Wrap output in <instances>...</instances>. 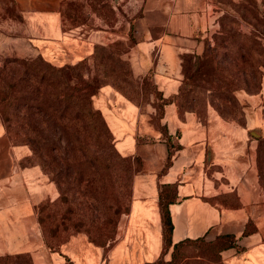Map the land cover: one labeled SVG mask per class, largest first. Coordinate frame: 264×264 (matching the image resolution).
<instances>
[{
	"label": "crops",
	"instance_id": "1",
	"mask_svg": "<svg viewBox=\"0 0 264 264\" xmlns=\"http://www.w3.org/2000/svg\"><path fill=\"white\" fill-rule=\"evenodd\" d=\"M9 3L18 23L11 28L27 41L16 46L21 54L32 46L54 62H74L91 56L94 42L105 37L65 27L64 0ZM215 18L211 0H145L136 21L137 41L126 53L135 74L152 71L164 96H173L184 76L183 55L205 50ZM8 37L0 27V51ZM238 96L244 104L243 121L225 118L212 106L203 116L194 110L181 113L176 101H170L162 118L163 135L151 122L153 109L143 111L113 86L103 85L96 104L116 145L141 161L130 211L108 249L85 233L72 235L57 250L47 247L37 208L55 197L57 188L30 161V147L14 142L0 121V256L29 253L34 264L154 262L163 251L160 190L171 184L176 189L169 203L173 244L230 235L233 245L221 250L225 264H264V189L257 162L259 138L264 136V79L259 92L239 91Z\"/></svg>",
	"mask_w": 264,
	"mask_h": 264
},
{
	"label": "rangeland",
	"instance_id": "2",
	"mask_svg": "<svg viewBox=\"0 0 264 264\" xmlns=\"http://www.w3.org/2000/svg\"><path fill=\"white\" fill-rule=\"evenodd\" d=\"M0 2V27L6 28L9 35L5 48L0 51V65L7 59L17 56L29 58L30 61L36 60L34 65L42 68L40 56L50 59L41 51L37 52L32 46L29 53L21 54L16 51V46L21 48L20 42L25 46L27 41L18 36V30L11 28L18 26V23L9 0ZM64 2L65 27L80 28L87 34L91 31L105 34L101 41L94 42L93 52L89 57L66 63L50 60L57 66L83 61V66L76 70L83 78L80 84L85 82L83 85L85 86L87 81H98L96 93L92 94L91 98L84 99V107L92 108L91 112H94L93 119H90V113L88 118L85 111L81 112L82 115L74 111L72 116H63L59 112H54L50 116L37 107L30 109L27 104L18 106L15 93L6 108L7 124L14 138L24 141V144L30 147V161L39 164L57 188L55 197L41 201L37 208L47 247L50 250H57L72 235L85 233L91 241L108 249L117 241L124 219L130 211L135 174L141 169V161L139 157L123 154L118 149L114 134L102 110L96 104V96L103 85L109 84L136 102L143 111L153 109L151 122L163 135H166V124L162 118L165 105L169 102L158 87L153 72L136 75L130 59L126 56L137 41L136 21L144 13L145 0H64ZM211 2L216 11L215 30L206 37L205 50L201 53H190L193 56L185 59V67L182 69L184 75L182 82L187 77L186 74L189 75L186 81L187 104L183 107L186 109L179 106L177 99L174 101L181 112L195 108L202 110L205 115L212 106L220 114L210 100L213 87L204 79L207 76L194 73L199 61L196 57L201 56L206 58L205 64L210 69L216 70L214 67H219L226 77L233 79L232 95L237 98L240 110L245 114L244 104L238 92H259L264 79V53H261L260 49L250 50L253 41L249 37L257 30L259 43L255 48L261 45L264 49V0H211ZM241 40H247V47H250L247 48L249 51L246 63L240 64L243 70L239 71L235 55ZM9 66H12L13 71L11 70L7 77L15 82L18 80L19 88L31 90L30 87H34L33 90L40 98L46 97L44 84L28 79L19 62H11ZM257 67L260 76L258 86L253 87L249 84L255 80L253 70ZM79 80L73 76L71 85L81 82ZM48 88L51 95L53 87L49 85ZM85 89L88 90L90 87ZM237 108L238 106H235L230 112L240 118L241 114L240 111L237 112ZM0 121L4 123L1 113ZM36 136H41L49 143L43 145L41 142L37 143ZM145 138L149 140V135ZM260 146H263L264 157V141H261ZM50 154L58 162L56 168L63 172L60 178L55 176L52 170L55 164L48 161L51 159ZM261 185L264 189V183ZM206 252L212 258L211 264H225L219 250L208 246ZM200 254L199 243L185 241L176 249L173 245L167 249L160 264H191L193 260L200 258ZM13 260L6 264L34 263L31 254L23 260L15 258Z\"/></svg>",
	"mask_w": 264,
	"mask_h": 264
},
{
	"label": "trees",
	"instance_id": "3",
	"mask_svg": "<svg viewBox=\"0 0 264 264\" xmlns=\"http://www.w3.org/2000/svg\"><path fill=\"white\" fill-rule=\"evenodd\" d=\"M258 29V28H256ZM262 31V30H261ZM236 33V32H234ZM259 36V33L256 31H253L249 37H251V40L253 41L250 50H256L260 49L261 53H264L263 47H256V45L259 43L257 40V37ZM256 38V39H255ZM247 40H241L240 45L237 46L236 55H235V63L239 71L243 70V66H240V64L246 63L247 60ZM105 48V46H102ZM254 47V48H252ZM251 50V51H252ZM264 55V54H263ZM190 53H185L183 55V66L185 67V59L187 57H191ZM204 57L197 56L196 59H198V64L195 69L194 73H200L201 75H205L207 77H203L206 79V81L209 82L210 85L213 87V91L211 92L210 100L213 102V105L217 107V109L220 111V114L228 119H238L240 121L244 120V114L240 110V104L235 96L232 95L233 90V79L226 77L224 73H222L221 68L214 67L215 69H210L209 66H206L205 61L202 59ZM43 67L37 68L34 65V61H30L29 58H20L17 56L11 57L7 59L4 64L0 65V113L2 115V118L4 120V125L6 126L7 132L10 135V137L13 139L14 142L17 143H24V141H18L14 138V134L12 133L9 125L7 124L8 117L6 115V108L8 104H10L11 99L13 98L14 94L16 95V104L18 106L26 105L29 106V108H39L43 110L46 114L52 116L54 112H59L63 116L67 115H73L74 111L77 112V114L82 115V111H85L87 113L89 118L90 113V119H93L94 112H91L92 108L84 107L85 104V98H91V95L96 93L97 91V80H91L87 81L86 85H84L85 82L82 83L83 78H81V74L77 73L76 70L83 66V61L78 62L76 64L72 65H63V66H57L54 63H52L50 60L45 59L44 57L40 56L39 59ZM11 62H19L20 65L24 68L25 74L28 76V79H32V81H37L39 83H43L45 87V94L46 97L40 98L35 91L33 90L34 87H30L31 90L22 88H19L18 80L15 82L13 80H10L7 75H9V72L13 69H11L12 66H9V63ZM264 65V62H263ZM219 66V65H217ZM28 73V74H27ZM253 74L255 75V80L251 82L249 85L256 87L258 86V79L260 76V70L257 68H254ZM187 77L182 82V85L179 88V91L175 93L173 96L167 97V102L173 101L175 99L178 100L179 106L182 107L186 106L187 104V88H186V81L189 78V75L186 74ZM75 76L79 81L75 83L74 86L71 85V79ZM234 76V75H232ZM240 77V76H239ZM254 84V85H253ZM49 85L53 87V92L51 95H49ZM238 85V83H237ZM90 87V89L86 90L85 88ZM236 87V86H235ZM239 87V86H238ZM242 87V86H241ZM252 90V89H251ZM87 98V99H88ZM86 99V100H87ZM238 106L237 112L240 111V118L237 116V114L230 112L234 109L235 106ZM236 109V108H235ZM191 110L197 111L201 116L204 115L202 110H198L195 108H192ZM181 112V111H180ZM184 112V111H183ZM181 112V113H183ZM230 112V113H227ZM79 115V116H80ZM237 117V118H235ZM88 124H90L88 122ZM107 125V124H106ZM110 127V126H109ZM111 129V128H110ZM112 131V130H111ZM39 135V134H38ZM35 141L37 143L41 142L43 144H48L47 140L42 139L41 136H36ZM261 141H264V136L259 138V144H258V168L260 173V182L264 183V157L262 155V148L263 146H260ZM42 147V146H41ZM40 148V147H39ZM48 148V147H47ZM47 148L45 150L47 151ZM35 151L37 150L36 147H34ZM51 159L48 160L50 163L55 164V168H53V172L55 176L58 178L63 175V172L58 170V162L55 160L56 158L51 155ZM57 167V168H56ZM126 172V171H125ZM127 173V172H126ZM176 196V189L171 184L163 185L160 190V206H161V212L163 217V251L161 256L155 260L154 262H149L146 264H160L163 260L162 255L166 252L167 249H169L172 245L175 247H179L182 243L185 241H192L195 243L200 244V250L201 254L199 255L198 260H193L191 264H211L212 258H210V255L206 252V247L210 246L214 249H217L221 252L222 249L227 248L231 245H233L234 240L232 236L230 235H222L217 237L218 239H225V240H213V241H207V240H198L202 238H196V240H181L175 244L172 242V231H173V222H172V216L169 209V203L172 199H174ZM30 254L29 253H19V254H7L0 256V262L1 264H6L9 261L16 260H23L24 258H27ZM34 264V263H33ZM188 264V263H187Z\"/></svg>",
	"mask_w": 264,
	"mask_h": 264
},
{
	"label": "water",
	"instance_id": "4",
	"mask_svg": "<svg viewBox=\"0 0 264 264\" xmlns=\"http://www.w3.org/2000/svg\"><path fill=\"white\" fill-rule=\"evenodd\" d=\"M254 134H255V135H259L260 132H259L258 130H255V131H254Z\"/></svg>",
	"mask_w": 264,
	"mask_h": 264
}]
</instances>
